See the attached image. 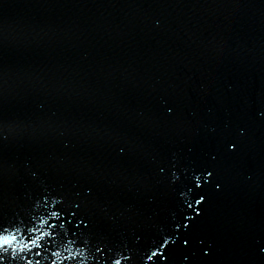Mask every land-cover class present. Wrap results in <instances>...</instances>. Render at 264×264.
I'll return each instance as SVG.
<instances>
[{
  "label": "water",
  "instance_id": "1",
  "mask_svg": "<svg viewBox=\"0 0 264 264\" xmlns=\"http://www.w3.org/2000/svg\"><path fill=\"white\" fill-rule=\"evenodd\" d=\"M0 136L7 223L46 215L52 205L41 197L55 196L57 210L67 214L75 201L90 219L91 232L65 225L85 264H94L96 233L126 247L129 264H144L162 235L172 242L156 264H233L153 0H0ZM57 241L61 257L50 249L41 264H68Z\"/></svg>",
  "mask_w": 264,
  "mask_h": 264
},
{
  "label": "snow or ice",
  "instance_id": "2",
  "mask_svg": "<svg viewBox=\"0 0 264 264\" xmlns=\"http://www.w3.org/2000/svg\"><path fill=\"white\" fill-rule=\"evenodd\" d=\"M6 139L0 136V142ZM199 177H194V183L197 188L200 187ZM90 194V193H89ZM45 208L51 203L52 209L46 215H34L29 218L28 223L20 221V223H7L0 217V264H41L39 259L42 255L49 253L52 257L59 259L61 250L57 249V236L62 235L64 238L62 251L66 253L63 261L68 264H85L87 256L84 247H75L76 241L68 239V232L65 225L72 226L76 229L89 230L90 220L86 215L81 214V204L73 202L72 210L67 214L63 209L57 210V206L63 204V199L53 196L51 200L48 196L41 197ZM200 204V200L195 201ZM191 207V204H188ZM36 207H40L37 202ZM199 215V213H197ZM68 216L74 219H68ZM191 221V217H188ZM53 221H56L55 223ZM23 225V227H21ZM187 227V225H185ZM57 229L62 230L57 233ZM76 232H72V236H76ZM98 240L94 246L93 260L94 264H129L132 259V253L126 247H120L111 243L103 236L96 233ZM162 243L154 245L155 250L150 249L146 254L144 264H156V261L162 260L160 249L168 245L172 241L166 236H161ZM85 246L88 241H84ZM57 259L51 260V264H57Z\"/></svg>",
  "mask_w": 264,
  "mask_h": 264
}]
</instances>
